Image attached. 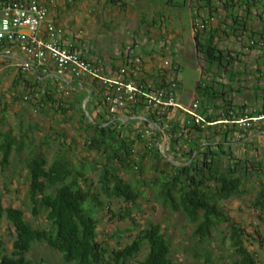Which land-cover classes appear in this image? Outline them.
<instances>
[{"label": "trees", "instance_id": "obj_1", "mask_svg": "<svg viewBox=\"0 0 264 264\" xmlns=\"http://www.w3.org/2000/svg\"><path fill=\"white\" fill-rule=\"evenodd\" d=\"M260 1L199 0L195 4V11L199 13V10H203L207 17L219 10L223 12L219 14L216 25L208 24L209 29L206 27L203 30H196V16L192 15L195 57L199 64L203 61L201 75L207 78L196 84V98L201 115L208 122L264 116V93L255 97L259 98L254 100L258 103L257 107L254 103H241L231 96L232 90L236 93L237 89L234 90L229 82L216 79L227 76L232 81V77L239 75L237 68L234 69L238 53L217 47L215 37L218 31L227 33L226 29H229L238 35V31L246 29L247 7L256 6ZM244 4L245 11L242 10ZM234 7L237 8L235 12ZM200 17L204 20L203 16ZM176 82L179 84L177 77ZM92 84L98 89L95 107L101 111L97 116L92 115L87 104L82 106L87 96L84 91L76 93L65 90L56 96L52 91L44 90L39 97V105H49L61 114L76 111L79 116L78 128L86 135L85 150L99 152L103 155L101 160L90 162L80 158L73 161L67 154L71 145L64 141L62 133L54 132L41 138L39 143L48 145L51 138L60 145L49 162L46 154L38 149L39 144L32 139L27 140L28 132L33 129L31 124L20 130L19 137L13 135L11 128L0 132L2 167L8 163L12 148L19 152L24 146L31 147L21 160L27 171V198L32 204V214L43 211L48 222L47 226L33 227L21 209L11 206L4 208L0 197V217L4 213L15 232L10 254H3L0 240V264H43L26 257L36 242L45 243L59 252L67 263L181 264L170 257L169 243L158 225L137 229L130 242L120 248L109 249L97 240L98 210H105L110 199L135 203L144 194L140 187H145L141 178L146 169V160H150L149 167L154 171L151 184L156 187V197L173 211L183 213L188 222L194 225L192 237L200 242L205 241L219 226H225L230 256L234 258L232 264H258L254 254L244 245L249 233L229 215L223 204L242 196L250 180L264 176L263 160L236 155L233 145L244 139H235L241 130L233 123L216 124L204 129L180 110L177 114H171L170 108L142 112L132 107L127 112L130 119L119 120L107 113L101 96L102 89L94 82ZM82 85V81H79L76 88ZM166 85L163 80L158 86ZM25 90L28 95L38 93ZM19 99L24 102L27 97L13 98L15 101ZM140 116L144 118L138 120ZM145 128L153 131L149 140L141 137ZM252 128L254 126L249 129ZM244 136H248L246 132ZM162 143L163 150L159 148ZM96 169L99 173L95 187L89 174ZM123 173L135 176L136 181L125 180ZM102 196L106 199H102ZM250 208L258 222L264 225V185L260 184L257 194L250 201ZM120 217L124 219L126 216L120 213ZM251 238L255 239L254 236ZM144 247L146 253L138 260Z\"/></svg>", "mask_w": 264, "mask_h": 264}, {"label": "crops", "instance_id": "obj_2", "mask_svg": "<svg viewBox=\"0 0 264 264\" xmlns=\"http://www.w3.org/2000/svg\"><path fill=\"white\" fill-rule=\"evenodd\" d=\"M189 1L183 0L182 6L176 5L175 0H39L47 10L40 33L47 37L49 26L58 27L62 31V44L69 45L94 65L103 68L105 76L116 78L118 72L124 69L127 79L158 86L166 80L163 61L169 60L177 68L184 61L183 54L188 49L193 47L196 54L192 24L195 4ZM185 2L190 15L187 30L180 29L176 22L179 12L185 11ZM245 9L244 4L242 10ZM236 10L234 7L233 11ZM247 11L246 29L238 31V35L229 29H226L227 33L218 31L215 37L218 48L238 53L234 69L237 68L239 75L232 77V81L227 76L216 79L229 82L234 90H238L236 93L232 90L234 99L241 103H254L257 107L258 103L254 100L259 98L255 97L264 93V47L250 45V41L264 44V0L256 6L247 7ZM199 12L200 16H207L203 10ZM217 13L221 14L220 10ZM217 23L218 20L211 25ZM136 58L140 59L138 66L135 64ZM25 60V56L16 48L9 56H0V86L7 90L8 101L21 98V95L26 97L25 89L37 91L38 97L44 90H50L56 96L65 90L76 93L84 91L87 96L82 106L87 104L93 116L101 111L95 107L98 89L91 81L71 76L58 77L50 62L44 65L32 63L28 71L21 72L19 64ZM200 62L201 66L203 61ZM177 78L180 84L179 74ZM79 81L91 89L92 94L84 85L76 88ZM179 84L177 102L183 106L198 102L196 87L194 91L182 94L178 90Z\"/></svg>", "mask_w": 264, "mask_h": 264}, {"label": "rangeland", "instance_id": "obj_3", "mask_svg": "<svg viewBox=\"0 0 264 264\" xmlns=\"http://www.w3.org/2000/svg\"><path fill=\"white\" fill-rule=\"evenodd\" d=\"M175 1L176 5L183 6V0ZM189 2L192 4L191 1ZM184 7L185 11L179 12L176 22L180 29L187 30L190 26V15L186 2ZM220 15L217 12L212 14L209 17V24L216 23ZM203 17L205 18V16ZM183 57L184 61L176 71V76L179 74L180 80L178 90L182 94L194 91L200 80H207L206 76L201 75L200 65L195 59L193 47L191 50L188 49ZM21 96L23 97V95ZM25 96L27 100L24 102L20 100L8 101L7 90L4 86H0V132L11 128L13 135L19 137L20 130L24 129L27 124H31L33 129H31L32 132H28L27 140L32 139L35 144H39L41 138L48 137L50 133L59 132L62 133L64 141L71 145L67 154L72 157L73 161H79L80 158H85L90 162L101 160L103 155L99 152L85 150L84 138L86 135L78 128L79 116L76 111L61 114L54 111L49 105L40 106L37 95L27 94ZM31 103L34 105H30ZM129 119L127 117L124 121ZM246 133L248 136H244L242 141L233 145L236 155L244 158L254 156L264 162V118L257 121L254 128L249 129ZM49 139L48 145L39 144L38 149L46 154L47 160L50 162L60 145L51 138ZM30 149L31 147L24 146L21 151L17 152L15 148H12L8 163L5 167L0 166V197L4 208L11 206L21 209L33 227L41 228L47 226L48 222L45 219V212L39 211L36 215L31 212L32 204L27 198V171L21 161ZM149 164L150 160H146L144 163L146 169L142 178L140 177L145 183V187H140L144 190V194L135 203L110 199L105 210L97 211V240L109 249L120 248L130 242L137 229L158 225L169 243L170 257L173 261L181 264H232L234 258L230 256L228 232L225 226H219L205 241L200 242L192 237L194 225L188 222L183 213L173 211L156 197V187L151 184L154 171L149 167ZM98 173L99 171L96 169L89 174L95 187ZM122 176L132 183L136 181L135 176L130 173H123ZM260 184L264 185V176L250 180L246 185V192L242 196L232 198L223 204L229 215L249 233L250 236L244 240L245 247L254 254L258 264H264V225L258 222L255 213L250 208V201L257 194ZM102 199L106 198L102 196ZM120 213H124L126 217L122 219ZM251 236H254L255 239H252ZM14 238V227L3 213L0 217V240L3 243V254H10ZM145 253L144 247L138 255V260L142 259ZM26 257L43 264H74L65 262L59 252L42 242L33 243Z\"/></svg>", "mask_w": 264, "mask_h": 264}, {"label": "built area", "instance_id": "obj_4", "mask_svg": "<svg viewBox=\"0 0 264 264\" xmlns=\"http://www.w3.org/2000/svg\"><path fill=\"white\" fill-rule=\"evenodd\" d=\"M196 4L199 0H190ZM196 30L208 27L209 17H200V12L194 10ZM47 10L39 0L0 1V56H9L12 51L18 49L26 58L19 64V70L26 72L32 63L44 65L51 63L54 73L58 77L71 76L76 79H88L102 89V100L107 113L119 120L127 118L129 108L137 107L148 111L159 108L165 110L170 108L171 114L181 111L190 116L194 123L201 128H207L216 124H235L241 130L237 132L235 139L244 137V133L251 126L264 118V116L252 118H239L234 121L219 120L208 122L199 112V103L192 102L189 106H183L177 102L176 67L169 60L163 61L165 70V87L155 86L144 81H134L125 77V70L121 69L116 78L105 76L103 68L94 65L77 50L61 42V29L49 26L47 37L40 33L41 26L46 19ZM263 48L261 41L252 40L250 45ZM135 64H140V59H135ZM26 99V97H24ZM140 110V112H141ZM144 117H138V120ZM170 119V116L166 118ZM163 134L164 131L162 130ZM153 135L151 128H145L141 137L149 140ZM164 143L159 145L163 150Z\"/></svg>", "mask_w": 264, "mask_h": 264}, {"label": "water", "instance_id": "obj_5", "mask_svg": "<svg viewBox=\"0 0 264 264\" xmlns=\"http://www.w3.org/2000/svg\"><path fill=\"white\" fill-rule=\"evenodd\" d=\"M93 123H95L94 121H92Z\"/></svg>", "mask_w": 264, "mask_h": 264}]
</instances>
